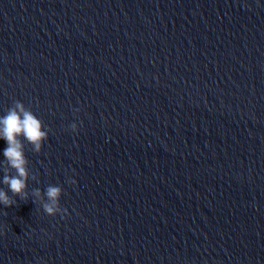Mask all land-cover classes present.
Returning a JSON list of instances; mask_svg holds the SVG:
<instances>
[{
    "label": "water",
    "instance_id": "95a60500",
    "mask_svg": "<svg viewBox=\"0 0 264 264\" xmlns=\"http://www.w3.org/2000/svg\"><path fill=\"white\" fill-rule=\"evenodd\" d=\"M16 101L67 214L0 206V264H264V0H0Z\"/></svg>",
    "mask_w": 264,
    "mask_h": 264
},
{
    "label": "clouds",
    "instance_id": "9594fccd",
    "mask_svg": "<svg viewBox=\"0 0 264 264\" xmlns=\"http://www.w3.org/2000/svg\"><path fill=\"white\" fill-rule=\"evenodd\" d=\"M78 111V110H77ZM71 132L77 131V124L70 125ZM48 138V131L44 129L43 122L26 108L20 101H16L13 106L0 115V141L4 142L5 147L0 150V206L9 207L16 204V197L27 201L31 197L34 205L42 195L46 198L41 203L40 208L43 213L55 217L60 215L63 218L67 214V209L60 205V198L63 190L59 186L49 185L46 190L37 188L33 192L28 191L29 175L27 171V158L24 152V142L32 146L34 152L39 153L43 143ZM34 179V177H33ZM69 184H75V180L69 179ZM9 193L12 195L9 196Z\"/></svg>",
    "mask_w": 264,
    "mask_h": 264
}]
</instances>
